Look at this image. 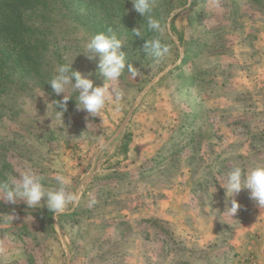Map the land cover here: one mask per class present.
Wrapping results in <instances>:
<instances>
[{
  "label": "rangeland",
  "instance_id": "1",
  "mask_svg": "<svg viewBox=\"0 0 264 264\" xmlns=\"http://www.w3.org/2000/svg\"><path fill=\"white\" fill-rule=\"evenodd\" d=\"M42 1L26 23L45 76L10 62L0 89V184L31 167L49 189L66 176L79 201L54 217L47 197L36 209L0 197V264H264V208L248 189L226 191L233 165L264 163V0H157L170 47L159 60L144 50V29L133 32L142 26L131 0L123 11L104 0L109 12ZM109 27L127 54L107 81L119 110L108 103L90 117L69 86L58 116L63 94L47 82L71 63L103 86L86 44Z\"/></svg>",
  "mask_w": 264,
  "mask_h": 264
},
{
  "label": "clouds",
  "instance_id": "2",
  "mask_svg": "<svg viewBox=\"0 0 264 264\" xmlns=\"http://www.w3.org/2000/svg\"><path fill=\"white\" fill-rule=\"evenodd\" d=\"M135 11L147 21V30L154 35L144 44L147 55L159 60L170 52V47L164 42L168 31L167 24L154 16L157 0H131ZM135 35H142V27L133 29ZM124 45L118 34L109 27L107 31L95 34L86 44L88 58H99L98 71L106 78L103 86H94V82L86 78L79 71L72 70L70 64H61L56 69V74L47 82L52 93L61 100H55L57 115L63 117L67 112V102L72 99L66 95L69 86L78 93L76 99L77 110L86 111L90 117H100L102 110L108 103H112L119 110L121 94L109 91L107 81H117L125 71L127 54L121 50ZM128 73L135 78L139 73L136 68L128 64ZM58 187L46 188L44 177L31 167L24 169L19 177H13L9 182L0 184V197L2 203L16 204L22 200L29 209L40 208L43 197H47V210L54 217L64 214L69 204L75 206L79 201V194L68 190L69 180L66 176L58 174L56 177ZM242 189L250 190V198L264 208V163H256L245 170L239 165H233L227 177V189L239 193ZM240 208L239 203L233 199L229 214L234 216Z\"/></svg>",
  "mask_w": 264,
  "mask_h": 264
},
{
  "label": "trees",
  "instance_id": "3",
  "mask_svg": "<svg viewBox=\"0 0 264 264\" xmlns=\"http://www.w3.org/2000/svg\"><path fill=\"white\" fill-rule=\"evenodd\" d=\"M77 1L86 2L92 8L96 7L95 4L98 2L100 7L107 9L109 12L104 0ZM108 1L115 3L114 11L117 8L123 11L124 6L130 3V0ZM41 6H43L42 0H0V89H3L4 83L7 82L6 69L10 62L13 63L14 69L21 72L22 76L37 77L39 79L45 76L42 67H40L42 51L38 44L39 39H33V36H29V32L32 33V30L26 23L27 13L31 11L36 13ZM107 16L110 19L124 15L118 13L114 15L113 12ZM136 21L144 29L143 36L151 38L154 35V33L147 30L145 18L140 15Z\"/></svg>",
  "mask_w": 264,
  "mask_h": 264
}]
</instances>
